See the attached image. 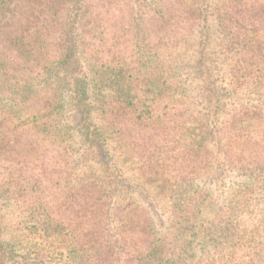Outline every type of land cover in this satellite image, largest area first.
<instances>
[{"label":"trees","instance_id":"obj_1","mask_svg":"<svg viewBox=\"0 0 264 264\" xmlns=\"http://www.w3.org/2000/svg\"><path fill=\"white\" fill-rule=\"evenodd\" d=\"M152 3L0 0V264H264V0Z\"/></svg>","mask_w":264,"mask_h":264},{"label":"rangeland","instance_id":"obj_2","mask_svg":"<svg viewBox=\"0 0 264 264\" xmlns=\"http://www.w3.org/2000/svg\"><path fill=\"white\" fill-rule=\"evenodd\" d=\"M121 2L123 5H125V8L129 4L128 11L130 12V18L134 19L136 22L142 21L143 19H147L153 12V8H151L153 6V0H121ZM196 6H200V3H198ZM205 31L208 35L205 47L210 56L212 54V51L217 49V45L220 40V34L219 31H214L212 27L207 28V30ZM200 41L201 40H199L198 44L200 43ZM208 64L210 65L211 63L208 62ZM216 74L218 75V77L223 76L222 72H220V74ZM60 75L62 76L63 73H61ZM64 79L67 84L66 86L74 85L73 82L75 80V77L73 75L68 76ZM92 118L95 124H101L96 114H94ZM97 160L99 161L97 152L94 149H90L82 163V167L75 171L76 176L84 177V175H92L101 177L102 175H106V172ZM115 162L125 169L130 179L134 180L135 176L130 170V168L133 166V163H123L117 153L115 155ZM133 182L138 185H141L135 180ZM23 218V209L19 202H15L13 200H0V237L3 240L9 241L13 245H15V247L19 250L20 253L29 250L31 254L34 255L35 250L39 249V246L35 245L34 241L26 239L22 234L20 230V224Z\"/></svg>","mask_w":264,"mask_h":264}]
</instances>
